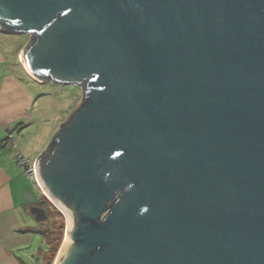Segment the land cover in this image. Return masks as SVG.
<instances>
[{
	"label": "water",
	"instance_id": "water-1",
	"mask_svg": "<svg viewBox=\"0 0 264 264\" xmlns=\"http://www.w3.org/2000/svg\"><path fill=\"white\" fill-rule=\"evenodd\" d=\"M0 32L83 95L35 163L56 264H264V0H0Z\"/></svg>",
	"mask_w": 264,
	"mask_h": 264
},
{
	"label": "crops",
	"instance_id": "crops-1",
	"mask_svg": "<svg viewBox=\"0 0 264 264\" xmlns=\"http://www.w3.org/2000/svg\"><path fill=\"white\" fill-rule=\"evenodd\" d=\"M13 34L0 32V264H27L19 251L28 247L37 225H27L31 214L23 198L26 174L13 162V157L21 153L35 166L50 136H54L74 109H68L66 100H54L51 113L44 115L43 105L38 104L42 94L33 85L47 81L34 78L26 70L21 57L28 40L24 38L17 44L6 38ZM45 130L49 134L44 142Z\"/></svg>",
	"mask_w": 264,
	"mask_h": 264
},
{
	"label": "rangeland",
	"instance_id": "rangeland-1",
	"mask_svg": "<svg viewBox=\"0 0 264 264\" xmlns=\"http://www.w3.org/2000/svg\"><path fill=\"white\" fill-rule=\"evenodd\" d=\"M34 34H13V36L6 38H10L13 42L19 44L22 39L26 38L28 43L31 37ZM35 89L39 93H41V97L38 98L39 103L43 105V113L50 114L51 113V106L54 103V100H66L64 102L67 103V107H71L72 109H76L82 100L83 95L81 94V89L75 85H53L51 82L47 81L43 84L33 85ZM59 116V114H58ZM55 118V116H54ZM47 122L44 121V124ZM51 123V120H49ZM53 123V122H52ZM55 123V120H54ZM53 123V125H54ZM47 125V124H46ZM46 130L43 131V141L45 142L47 139L48 134H46ZM55 133V132H54ZM52 135H55V134ZM47 135V136H46ZM52 136H50L49 140L47 141L46 146L50 143ZM22 168V167H21ZM23 170V168H22ZM24 172V171H23ZM26 177L27 186L33 191L35 195L41 193L38 188H36L35 184L36 181L33 180L32 177ZM42 197L44 198L42 202V207L46 211L47 218L45 221L37 223L31 215L27 217V225L30 227H35L41 231H49L52 232V237H50L51 245L48 249H46L45 241L43 236L40 233H32L33 236L32 241L28 244V247L23 250L19 251V255L24 258L27 264H56L59 258V250L62 244L65 242V232L67 230V216L64 211L60 208H55L53 205L51 206L48 199L41 193ZM39 227V228H38ZM59 240V242H58ZM58 242V243H57Z\"/></svg>",
	"mask_w": 264,
	"mask_h": 264
},
{
	"label": "built area",
	"instance_id": "built-area-1",
	"mask_svg": "<svg viewBox=\"0 0 264 264\" xmlns=\"http://www.w3.org/2000/svg\"><path fill=\"white\" fill-rule=\"evenodd\" d=\"M13 162L23 168L26 176L32 177L34 181L38 182L36 167L34 165H31L21 153H17L13 157Z\"/></svg>",
	"mask_w": 264,
	"mask_h": 264
},
{
	"label": "trees",
	"instance_id": "trees-1",
	"mask_svg": "<svg viewBox=\"0 0 264 264\" xmlns=\"http://www.w3.org/2000/svg\"><path fill=\"white\" fill-rule=\"evenodd\" d=\"M40 79H44L45 77L44 76H40L39 77ZM50 144V143H49ZM48 144V146H47V149H46V152L47 151H49V150H51V148L52 147H50V145ZM45 152V153H46ZM40 195H41V193H40ZM41 197H42V195H41ZM43 198V197H42ZM44 199V198H43ZM44 201V200H43ZM51 206H52V204H50ZM26 231H31V229H27ZM33 231H35V233H40L42 236H43V239H44V241H45V245H46V249H48L49 247H50V245H51V240H50V237H52V232H51V230H49V231H41V230H39V229H35V230H33ZM58 242H59V240H58ZM57 242V243H58Z\"/></svg>",
	"mask_w": 264,
	"mask_h": 264
},
{
	"label": "flooded vegetation",
	"instance_id": "flooded-vegetation-1",
	"mask_svg": "<svg viewBox=\"0 0 264 264\" xmlns=\"http://www.w3.org/2000/svg\"><path fill=\"white\" fill-rule=\"evenodd\" d=\"M36 188H38L37 186H36ZM39 190V189H38ZM36 199H37V201H36V203H34L33 205H37V206H39V207H42V202H43V198L41 197V195L40 194H38V195H36ZM27 206H28V209H30V206H31V204H28L27 203ZM43 208V207H42ZM30 212V211H29ZM33 217V216H32ZM37 223H40V222H37Z\"/></svg>",
	"mask_w": 264,
	"mask_h": 264
},
{
	"label": "bare ground",
	"instance_id": "bare-ground-1",
	"mask_svg": "<svg viewBox=\"0 0 264 264\" xmlns=\"http://www.w3.org/2000/svg\"><path fill=\"white\" fill-rule=\"evenodd\" d=\"M21 61H22V63L24 64V60H23V56L21 57ZM24 66H25V64H24ZM26 67V66H25ZM27 70V69H26ZM38 183H39V185L41 186V188H42V185H41V183H40V181L38 180ZM45 192V191H44ZM45 194H46V192H45ZM58 208H60L59 206H58ZM61 209V208H60ZM62 210V209H61ZM63 211V210H62ZM67 237H68V220H67V230H66V232H65V242H67Z\"/></svg>",
	"mask_w": 264,
	"mask_h": 264
}]
</instances>
